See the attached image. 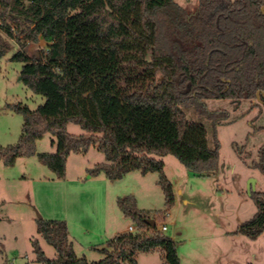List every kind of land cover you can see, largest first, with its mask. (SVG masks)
<instances>
[{
    "label": "trees",
    "instance_id": "16d2710c",
    "mask_svg": "<svg viewBox=\"0 0 264 264\" xmlns=\"http://www.w3.org/2000/svg\"><path fill=\"white\" fill-rule=\"evenodd\" d=\"M264 0H198L190 14L175 0H0V59L12 39L46 46L32 56L18 51L21 81L44 103L32 111L17 104L23 117L17 144L0 146V160L13 166L36 155L47 134L56 152L37 154L58 180L66 179L68 159L98 148L107 164L89 170L112 182L131 172L159 175L166 211L175 206L163 158L174 156L198 177L219 170L218 128L227 111L212 112L206 101L234 105L258 100L264 106ZM258 94H260L258 96ZM184 109L211 122L207 129L187 119ZM84 135L68 133V124ZM252 167L264 176V146ZM257 209L236 234L257 240L264 234V190L252 192ZM123 216L137 228L102 249L98 262L79 258L65 221L37 220L38 234L52 246L49 259L32 241L39 264H137L140 254L163 252L165 264H180L177 243L146 223L152 212L135 198L119 199Z\"/></svg>",
    "mask_w": 264,
    "mask_h": 264
},
{
    "label": "rangeland",
    "instance_id": "374dc122",
    "mask_svg": "<svg viewBox=\"0 0 264 264\" xmlns=\"http://www.w3.org/2000/svg\"><path fill=\"white\" fill-rule=\"evenodd\" d=\"M175 2L190 14L198 9V0ZM11 43L13 49L0 59L2 147L17 144L22 134L23 117L12 107L22 104L34 111L45 101L21 81L22 64L11 61L23 46L26 54L32 56L45 48V42L35 44L22 39L17 43L12 39ZM206 104L209 111L230 114L229 120L218 128L219 170L216 174L198 177L174 156L164 157V171L175 195V206L164 217L160 213L166 211L165 196L158 185L157 173L143 176L140 172H131L108 188L100 182L107 179L103 174L93 177L98 182L89 184L87 191L92 196L77 193L78 184L74 181L89 182L84 167L93 169L107 164L105 156L94 147L87 154H76L69 160L66 182L58 180L38 160L37 154L56 152L50 134L36 143L35 156L18 158L13 166H6L0 160V264H39L32 247V241L37 239L42 240L47 257L56 258L55 249L38 234L39 219L69 224L77 238L75 246L80 257L90 244L100 250L109 249L110 240L122 232L128 233L131 226L136 227L123 216L117 204H113L114 213L112 206L107 205L108 210L105 209V196L113 199L115 194L123 200L133 197L140 210L152 212L151 219L156 221L159 231L167 227L164 234L177 243L182 264H264V234L257 240L236 234L238 226L257 212L249 186L251 193L264 190V176L252 167L264 146V106L258 100L243 101L237 106L228 100H209ZM184 112L190 122L207 129L212 147L211 122L193 109H184ZM67 128L71 135L85 134L72 123ZM97 249L90 253L89 260H102L104 256ZM161 253L140 254L137 264H165Z\"/></svg>",
    "mask_w": 264,
    "mask_h": 264
},
{
    "label": "crops",
    "instance_id": "0c3cea01",
    "mask_svg": "<svg viewBox=\"0 0 264 264\" xmlns=\"http://www.w3.org/2000/svg\"><path fill=\"white\" fill-rule=\"evenodd\" d=\"M95 149L96 150H98V148L97 147H95ZM73 156H76V155H72L69 159H68V162H69V160L73 157ZM83 170L86 172V174H87V177H86V180H89V182L88 183H84L83 181H80V180H77V181H74V182H76V185H77V189H78V192L77 193H82V195H86V196H88V197H90V196H92V192H88L87 190L88 189H90L89 188V184H91V183H93V182H98V181H95V180H93V177H91L90 175H89V168H86V167H84L83 168ZM67 175H68V163H67ZM67 175H66V178H67ZM100 176H103V174H101ZM99 176V177H100ZM53 177L51 176L50 177V179H52ZM54 180V179H53ZM67 181V179H65V182ZM100 182H104V187H106V188H108V187H111V186H113V185H115L114 183L116 182H112V181H110V180H108V179H105L104 181H100ZM110 190V189H109ZM107 192V191H106ZM108 194V193H107ZM104 196H105V194H104ZM118 200H119V197L117 196V194H115V196H114V198L113 199H109V198H107L106 196H105V204H106V210H108V208H107V205H108V207H110V206H112V208H111V211H112V213H114L115 211H114V209L113 208H115L114 207V205L113 204H117V202H118ZM137 206H138V203H137ZM105 207V206H104ZM139 207V206H138ZM105 209H104V212H105ZM121 212V211H120ZM106 213V212H105ZM68 229H69V235H70V240H71V242L73 243V245H74V249H75V252H76V254H77V256L79 257V258H82V257H85L87 260H88V262H93V261H91V260H89V256H90V253H94V249H97L95 246H93V244H90V245H92V246H90L89 248H87L86 250H85V254H83V256L82 257H80L79 255H78V253H77V250H76V246H75V244H76V242H77V238H76V236H74V234L72 233V231H71V228H70V226H69V224H68ZM123 233H125V232H122V233H120V234H123ZM120 234H118V235H120ZM38 240V242H39V244H40V247L42 248V250L44 251V253L46 254V251H45V248H44V245H43V242H42V240L41 239H37ZM97 250H100V249H97ZM177 250H178V246H177ZM152 253H160V251H156V252H152ZM57 254V253H56ZM162 254V253H161ZM47 256V255H46ZM57 256L58 255H56V258H57ZM162 257H163V254L161 255ZM55 258V259H56ZM103 259V258H102ZM35 260H36V258H35ZM180 264H182V261L180 260Z\"/></svg>",
    "mask_w": 264,
    "mask_h": 264
},
{
    "label": "water",
    "instance_id": "95a60500",
    "mask_svg": "<svg viewBox=\"0 0 264 264\" xmlns=\"http://www.w3.org/2000/svg\"><path fill=\"white\" fill-rule=\"evenodd\" d=\"M262 12H263V14H264V7L262 8ZM259 95H260V94H258V96H259ZM253 190H254V188H253ZM251 191H252V188H251V186H249V194H250V195H251ZM146 223H147L148 225H150L153 229L156 227V221H154V220H152V219L147 220Z\"/></svg>",
    "mask_w": 264,
    "mask_h": 264
},
{
    "label": "built area",
    "instance_id": "2783aa9c",
    "mask_svg": "<svg viewBox=\"0 0 264 264\" xmlns=\"http://www.w3.org/2000/svg\"><path fill=\"white\" fill-rule=\"evenodd\" d=\"M136 230H137V228L134 227V226H131V227L129 228V232H130V233H136ZM161 231H162V232H166V231H167V227H166V226H163V227L161 228Z\"/></svg>",
    "mask_w": 264,
    "mask_h": 264
}]
</instances>
